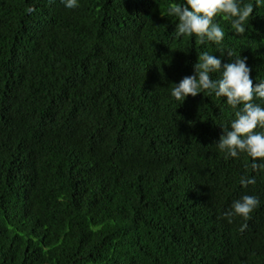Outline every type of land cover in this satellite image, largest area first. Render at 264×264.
I'll return each instance as SVG.
<instances>
[{
	"label": "trees",
	"instance_id": "16d2710c",
	"mask_svg": "<svg viewBox=\"0 0 264 264\" xmlns=\"http://www.w3.org/2000/svg\"><path fill=\"white\" fill-rule=\"evenodd\" d=\"M243 2L246 32L218 15L200 45L166 15L185 0H0V264H264V170L216 145L238 109L171 96L203 52L264 81V0Z\"/></svg>",
	"mask_w": 264,
	"mask_h": 264
},
{
	"label": "clouds",
	"instance_id": "9594fccd",
	"mask_svg": "<svg viewBox=\"0 0 264 264\" xmlns=\"http://www.w3.org/2000/svg\"><path fill=\"white\" fill-rule=\"evenodd\" d=\"M64 3L67 9L79 6L77 0H64ZM34 10L31 7L27 9L28 12ZM254 10L252 3H244L243 0H185L183 4L169 5L166 15L178 18L175 28L177 37L194 35L198 38L197 43L204 45L208 42L220 44L224 39V30L216 23L218 15L230 21L234 33L242 36ZM227 53L230 57L231 53ZM246 61V57L238 56L234 62L222 65L220 59L203 52L194 65V75L186 76L178 84H173L171 96L179 104L186 97H195L205 91L209 95L226 98V104L238 110L230 130L222 128L223 135L216 145L221 152L232 158L245 153L251 158V170L257 172L264 170V133L254 130L257 127L264 128V108L253 101L256 98L264 100V81L253 84L251 69ZM221 70L220 78L214 80L212 74ZM255 183V176L250 178L244 175L239 180L242 188ZM259 206L258 197L245 194L234 201L230 210L222 215L229 223L237 216L248 221ZM247 227V223L242 224L240 231H245Z\"/></svg>",
	"mask_w": 264,
	"mask_h": 264
}]
</instances>
